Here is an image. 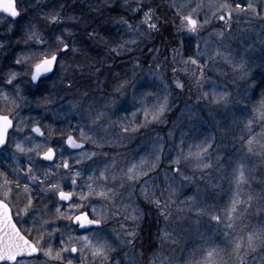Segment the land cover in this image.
Wrapping results in <instances>:
<instances>
[{"label": "snow or ice", "instance_id": "6c2138e0", "mask_svg": "<svg viewBox=\"0 0 264 264\" xmlns=\"http://www.w3.org/2000/svg\"><path fill=\"white\" fill-rule=\"evenodd\" d=\"M114 3L127 15L109 17L118 25L117 33L104 36L96 29L89 32L87 17L72 14L68 0H0L4 29L0 49L11 51L14 36L23 45L10 65L0 66V101L10 105L7 112L0 111V264H177L171 245H178L185 231H194L202 243L188 253L184 264H255L257 258L264 264V219L245 222L250 210L264 216V188L259 193L251 189L254 177L248 166L253 157L264 160V87L254 99L258 85L252 78L254 68L264 70V0H167V8L174 10L171 19L157 0H99L95 10ZM29 9L39 14L41 22ZM235 32L250 35L253 42L242 51L233 49L230 41ZM165 33L171 40H162L163 48L149 49L147 68L138 57H130L132 76L119 79L114 95H105L103 103L79 88L78 99H66L76 88L74 77L86 67L77 59L88 55L81 34L103 43L106 58H111L143 52L142 43ZM173 43L178 47H170ZM220 63L230 68L234 84H245L242 119L232 114V96L226 87L217 91L213 82L210 92L203 90L211 80L207 71L224 75ZM87 68L99 76V67ZM137 70L149 78L147 88L140 85L143 77L137 79ZM178 71L198 88L195 101L183 106L187 126L195 127L193 118L199 119L200 108H206L213 124L219 125L217 115L222 116L233 132L232 140L240 144L228 158L229 168L212 134L186 140L181 131L177 143L175 121L165 135L154 131L135 149H128L142 129L168 123L165 114L171 111L173 96L168 80L176 89L185 88L178 76H168ZM125 96L131 98V110L119 107L117 97ZM24 108L40 114L24 116ZM46 115L54 123L41 127ZM138 117H142L139 122ZM57 123L63 130L57 131ZM188 168L192 175H186ZM209 170L229 172L227 201L209 203L197 184L174 214L175 197L185 182L196 183L197 171L199 180L212 189L219 187L212 183L217 177ZM160 177L166 191L159 189L157 195L155 181ZM137 189L165 220L161 245L147 250L146 259L143 244L137 249L144 219V209L135 199ZM205 216L208 227L201 233ZM218 234L223 247L216 242ZM57 241L59 247H54Z\"/></svg>", "mask_w": 264, "mask_h": 264}, {"label": "rangeland", "instance_id": "374dc122", "mask_svg": "<svg viewBox=\"0 0 264 264\" xmlns=\"http://www.w3.org/2000/svg\"><path fill=\"white\" fill-rule=\"evenodd\" d=\"M158 3L161 4V9L167 12V16L169 19L173 16V9L167 8V0H157ZM99 3V0H68V7L69 11L74 15H80L87 17L89 21V27L88 31L91 32L94 29L98 30L102 35L107 36L110 32L113 34L117 33L118 25L112 23L108 18L115 16V15H127L126 12L122 11L120 7L117 4H111L110 7H101L99 11H96V5ZM26 7V5H25ZM29 13L36 16V22H41L39 14L35 13L33 9H29ZM246 18L241 17V21L245 20ZM10 21H5L4 24L7 25ZM246 26V25H245ZM174 25H172V30L174 31ZM4 31L3 27H0V33ZM120 32H123V29H119ZM210 31L209 29L202 31V36H206L207 32ZM233 39L230 41L231 47L233 49L243 50V46L245 44H250L253 42L252 38L249 36H242L240 32H235L233 34ZM18 37L14 36L11 42V51H4V49H0V66H6L10 65V62L13 59L14 53L17 52L18 49L22 48L23 45L17 44L16 40ZM125 38H127L125 36ZM81 39L84 40V43L86 45L87 49V58L84 57H78V61L82 64H84L85 70L82 74L78 73L74 79L77 80L76 88H73L71 91V94H66V99L72 100V99H78L79 98V92L76 90L79 88L81 91H87L89 94H95L97 98L99 99L100 103L104 102L103 97L105 95H114V85L117 83V81L123 77H131L132 76V64L130 62V57L135 56L140 59L141 64L147 68V66L151 63L150 56L151 53L149 52V49L152 48L154 45L156 47L163 48L162 40H171V37H168L167 33L164 34L163 37L155 36L152 40L147 41L146 43L141 44V48L143 49V52H133L128 55H122V56H115L112 55L111 58H106L107 49L106 46L103 43L100 42H93L92 40L87 39L86 37L81 34ZM171 46L178 47V44L173 43ZM6 47H8L6 45ZM261 54L260 45H259V38H256V55L259 56ZM164 55H168L167 52L164 53ZM101 62H103V66L101 67ZM94 64L96 67L100 68V74L97 77L96 75H91L87 65ZM154 66V65H153ZM218 67H221L223 69L224 75H220L219 73L213 72V71H207V75L211 77V80L208 82H205L203 86L204 91H211L213 87V82L217 85V91H223L225 90V87L228 91L231 92L232 96V114H234L236 117L243 118L242 113L240 112L241 104L240 101L244 99V93L243 89L245 87L244 82H232V72L230 71V68L225 66L223 63L218 64ZM257 68L253 69V74L257 73ZM178 76L182 81L185 83L184 89H176L173 81L171 79L168 80L169 84L173 87V96L172 99V106L171 111L167 112L166 118L168 123L166 124H155L153 123L150 125L147 129L141 130V135L137 136L136 140L128 144V149L133 150L136 148L137 144L140 143L141 140L144 139L145 135H152L155 132H160L161 135H165L170 128H172V123L175 121L177 124H179V127L174 130V138L176 142L179 141L180 132L183 131L186 135V140L190 137H198L200 139L203 138L201 133L203 135L212 134L216 137L215 143L218 142L217 137V129L220 130V125L224 126V121L222 116L217 115V120H220L221 123L219 125L213 124L212 120L209 118L207 114V109L201 107L200 108V118L195 119V127H189L187 124L188 121V115L184 114L182 115V110L185 102L193 103L196 99V95L198 92V88L193 85L188 76L183 72H176V73H168V76ZM254 76V75H253ZM143 77V79H140ZM253 78V77H252ZM137 79H140V85L142 87L147 88L150 84L149 78L145 75L143 71L137 70ZM99 84V87L97 85ZM151 91H155V89H150ZM64 94V93H62ZM117 100L119 102V107L123 110H131L132 108V102L130 96L125 97H117ZM203 104V101L200 102ZM0 107L1 111L7 112V109L10 107V105H7L4 101H0ZM19 110V109H18ZM223 112V110H221ZM21 114L24 116H37L40 114L39 110H33L29 111L28 108H24L21 111ZM73 121H75V117H72ZM142 119V117H138L137 122ZM54 120L50 116H44L41 117V127H44L46 124H53ZM57 131L63 130L61 124H56ZM258 129V128H257ZM256 129V130H257ZM27 131V129H25ZM114 131H118V129H115ZM45 132L47 133V129L45 128ZM229 133L227 130H220L219 136H222L221 133ZM238 135V133L236 134ZM55 139V137H54ZM167 139V137H166ZM220 144V143H218ZM221 145V144H220ZM215 147V144H214ZM240 149V148H239ZM105 151L108 149L105 148ZM211 151V150H210ZM231 152L229 148L227 149L223 145H221L220 148V156L225 157V152ZM213 155L215 156L216 153L213 152ZM226 164V168H229L230 165ZM164 166V162H162V167ZM159 171V170H158ZM212 172L213 177H217V179L212 180L213 184H218L219 187L212 189L208 184H206L204 181L199 180L200 172H196L197 181L195 184L193 183H187L185 182L184 189L175 197L176 204L172 206V211L175 214L178 207L181 205L179 204L180 201L185 200L186 196L192 195L196 185L199 184L201 187L202 195L205 199H208L209 203L213 204H223L225 201H227L229 197V184L228 180L229 172L227 170H221V172L217 173L214 170H209ZM193 169L188 168L186 169V175H192ZM219 177H223V179H219ZM208 177H205V180H207ZM156 185H158L157 195H160L159 189H164L166 191V185L163 183V178L160 177L155 181ZM256 187L255 182L251 184V189L254 190ZM207 189V191H205ZM209 196L215 197L214 199H209ZM137 200V203L139 206L144 209V219L141 222V234H140V240L137 242V249H140L141 244H143L145 251V259L147 258V250L152 248L160 247L161 241L159 239L160 236V230L165 227V220L163 216L160 214L159 210L156 208L154 204H150L147 201L143 200V197L139 195V191L137 189V195L135 197ZM189 215H194L189 213ZM250 215H255L254 217H249L245 221L246 223H256L261 218L264 219V216H261L260 213L257 212V214H252L250 212ZM259 216H261L259 218ZM208 217H202L201 218V233H205V229L208 227L207 221ZM66 224L67 222H63ZM152 225L150 226V224ZM214 223V222H213ZM115 226V225H113ZM63 228V224L61 225ZM188 225H185V228H188ZM64 231H67L66 228L63 229ZM223 240V237L221 235L216 236V242L218 244H221L223 247L224 245L221 243ZM201 240L197 236V234L194 231H185L183 237L181 238L178 245H171V249L174 250L172 252L173 255L177 257V264H184V261H186L188 257V253L192 251L193 249H196L200 246ZM54 247H59V242L57 241L54 245ZM169 247H165L166 254L169 252ZM124 251H127L125 248ZM115 255V254H114ZM183 259H180V258ZM41 260H43V257H40ZM116 259H119V256H116ZM74 264H79V261H74ZM255 264H259V259L255 261Z\"/></svg>", "mask_w": 264, "mask_h": 264}, {"label": "trees", "instance_id": "16d2710c", "mask_svg": "<svg viewBox=\"0 0 264 264\" xmlns=\"http://www.w3.org/2000/svg\"><path fill=\"white\" fill-rule=\"evenodd\" d=\"M262 74H264V70L258 68L257 69V73H254L253 75V79H256L257 80V95L254 97L255 98H258V90L259 88L261 87H264V82H261V76ZM227 130L229 131V133H227L226 135H223V136H219L220 133L219 131L220 130ZM220 130L217 129V137H218V142L217 143H220L221 145H223L224 147H226L227 149L229 148L230 150H232L231 152H225V157H222V160L227 163L228 161V158L230 156H234V154H236L240 148V144L238 142H235L232 140V135H233V132L230 128V126H221L220 125ZM257 131H259V129H257ZM239 135V132L238 130L235 132V134ZM249 168H251L253 171H252V175L254 177V180L253 182H255V189L254 191L259 193L261 192V189L264 188V184L261 183V181H264V160L258 158V157H253L251 158V160L249 161V164H248ZM250 212L252 214H257L256 211L254 210H250ZM255 215H249V217H254ZM261 216H259L260 218ZM262 219V218H261ZM152 225V223L150 224V226Z\"/></svg>", "mask_w": 264, "mask_h": 264}, {"label": "flooded vegetation", "instance_id": "af4514ba", "mask_svg": "<svg viewBox=\"0 0 264 264\" xmlns=\"http://www.w3.org/2000/svg\"><path fill=\"white\" fill-rule=\"evenodd\" d=\"M0 111H1V107H0Z\"/></svg>", "mask_w": 264, "mask_h": 264}]
</instances>
